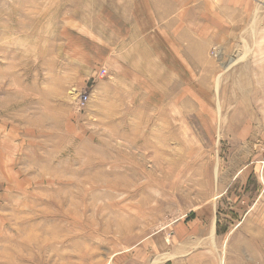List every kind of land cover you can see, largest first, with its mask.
Listing matches in <instances>:
<instances>
[{
    "label": "rangeland",
    "instance_id": "374dc122",
    "mask_svg": "<svg viewBox=\"0 0 264 264\" xmlns=\"http://www.w3.org/2000/svg\"><path fill=\"white\" fill-rule=\"evenodd\" d=\"M0 264H264V0H0Z\"/></svg>",
    "mask_w": 264,
    "mask_h": 264
},
{
    "label": "built area",
    "instance_id": "2783aa9c",
    "mask_svg": "<svg viewBox=\"0 0 264 264\" xmlns=\"http://www.w3.org/2000/svg\"><path fill=\"white\" fill-rule=\"evenodd\" d=\"M87 101H88V96H81L78 103H77L79 108L84 107L86 105Z\"/></svg>",
    "mask_w": 264,
    "mask_h": 264
},
{
    "label": "crops",
    "instance_id": "0c3cea01",
    "mask_svg": "<svg viewBox=\"0 0 264 264\" xmlns=\"http://www.w3.org/2000/svg\"><path fill=\"white\" fill-rule=\"evenodd\" d=\"M178 1V0H177ZM239 1V0H238ZM188 17V16H187ZM185 23L187 24V23H192V22H190V21H185ZM128 32V30H127V26L126 25H124V35L126 34ZM203 35L201 34V37H202Z\"/></svg>",
    "mask_w": 264,
    "mask_h": 264
}]
</instances>
